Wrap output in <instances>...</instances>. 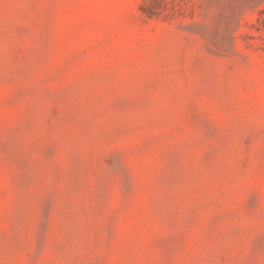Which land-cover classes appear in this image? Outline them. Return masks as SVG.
Segmentation results:
<instances>
[{
	"label": "rangeland",
	"instance_id": "1",
	"mask_svg": "<svg viewBox=\"0 0 264 264\" xmlns=\"http://www.w3.org/2000/svg\"><path fill=\"white\" fill-rule=\"evenodd\" d=\"M0 264H264V0H0Z\"/></svg>",
	"mask_w": 264,
	"mask_h": 264
}]
</instances>
